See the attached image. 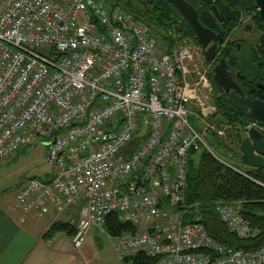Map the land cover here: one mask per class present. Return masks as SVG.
<instances>
[{"label": "built area", "instance_id": "obj_1", "mask_svg": "<svg viewBox=\"0 0 264 264\" xmlns=\"http://www.w3.org/2000/svg\"><path fill=\"white\" fill-rule=\"evenodd\" d=\"M196 56L183 37L162 50L122 7L0 0V165L43 144L56 169L50 181L30 178L18 189L22 213L43 219L81 204L75 251L118 213L139 227L116 239L122 261L143 252L159 256L156 264H264V247L228 250L172 212L186 188L189 151L212 152L208 132L225 136L210 121L217 108ZM218 213L238 239L257 237L240 203H219Z\"/></svg>", "mask_w": 264, "mask_h": 264}, {"label": "trees", "instance_id": "obj_2", "mask_svg": "<svg viewBox=\"0 0 264 264\" xmlns=\"http://www.w3.org/2000/svg\"><path fill=\"white\" fill-rule=\"evenodd\" d=\"M96 1L103 2L109 7H122L136 19L144 22L158 40L168 41L169 49L177 45L176 35L173 34L192 38L189 29L180 23L177 12L162 0ZM246 2H250L252 12H257L256 22L262 34L254 46L257 48V56L264 62V27L254 0H246ZM259 68L263 76V64H259ZM251 80L264 82L263 79L251 78ZM215 106L217 112L210 121L217 126L226 125L227 129L224 138L219 137L217 132H208L205 141L210 148L213 146L219 153L214 152L212 148L211 152L203 147L198 150L192 148L189 151L186 188L181 202L172 207V212L182 216L186 224L202 225L213 239L228 250L253 251L264 247V170L236 169L219 157L230 156L234 160L241 161V144L246 139L247 126L251 121L235 110L225 99L215 98ZM191 121L196 124L197 129L200 128L197 119L193 118ZM142 140L135 138L128 147L130 151H133ZM222 202L240 203L242 215L258 232L257 237L251 240H240L233 235L218 213V204ZM103 230L110 237L117 239L126 234L138 233L139 227L122 223L118 213H112L107 218ZM75 231L76 227L72 224L60 221L53 224L45 238L57 233H64L73 238ZM159 258V256L148 257L145 253L139 252L124 262L156 264Z\"/></svg>", "mask_w": 264, "mask_h": 264}, {"label": "flooded vegetation", "instance_id": "obj_3", "mask_svg": "<svg viewBox=\"0 0 264 264\" xmlns=\"http://www.w3.org/2000/svg\"><path fill=\"white\" fill-rule=\"evenodd\" d=\"M185 1L193 8L199 23L206 31L214 33L208 34L207 32L205 35L204 43L206 48L204 50L205 57L203 58L201 57L202 50L194 27L182 21L178 15L180 23L185 25L192 33L191 42L196 44V48L199 50L195 58V65L199 66L202 71L205 69L207 78L209 77L208 79L211 82L214 103L215 98L227 100V97H224L212 85V78L215 72L220 73L223 77L231 75L246 94V98L252 101H264V90L259 87V84L264 85V82L251 80V78L264 80V75H261L259 68V64L264 66V62L257 56V48L254 46L256 43L252 45L242 39H237L235 36L237 29L241 28V23H244L242 17H248L249 21L250 19L254 20L257 28H259L256 22L257 12L251 11L250 2H246V0ZM215 45L217 47L213 48ZM205 58H210L212 62L207 63ZM223 84L227 85L226 78ZM253 123L251 121L248 126ZM256 126L264 139V125L256 123ZM248 133L249 131H246V139L249 137Z\"/></svg>", "mask_w": 264, "mask_h": 264}, {"label": "crops", "instance_id": "obj_4", "mask_svg": "<svg viewBox=\"0 0 264 264\" xmlns=\"http://www.w3.org/2000/svg\"><path fill=\"white\" fill-rule=\"evenodd\" d=\"M81 210V204L69 207L60 215L52 209L49 215L39 219L33 214L25 216L16 199L15 202H8L1 196L0 264H70V259L81 260L80 264H85L87 252L72 250L71 237L57 233L45 238L56 222L62 221L77 227ZM91 230L99 228L93 227Z\"/></svg>", "mask_w": 264, "mask_h": 264}, {"label": "rangeland", "instance_id": "obj_5", "mask_svg": "<svg viewBox=\"0 0 264 264\" xmlns=\"http://www.w3.org/2000/svg\"><path fill=\"white\" fill-rule=\"evenodd\" d=\"M106 2V0H102ZM109 1V0H108ZM115 1V0H111ZM105 4V3H104ZM243 22L237 29L235 36L237 39L255 44L261 37L260 29L257 28L254 20L249 21L248 17H242ZM249 21V23H247ZM176 35V41L183 37L186 41L191 42L189 36ZM158 40V39H157ZM162 50L169 51V42L162 39L158 40ZM198 55L199 50L196 44L192 43ZM195 51V50H194ZM217 126V125H216ZM218 130H226L227 126H217ZM225 127V128H224ZM211 144V143H210ZM211 148L214 149L213 146ZM218 152V151H216ZM46 147L43 144H36L35 146L21 150L11 158L0 165V197L8 202H15L17 190L20 186L30 178H36L43 181H48L56 174V169L51 167L45 157ZM219 153V152H218ZM225 163L240 170H247L242 161L234 160L230 156H219ZM116 239L111 238L103 229L90 230L84 247L82 249L87 252L85 256V264H131L125 263L120 259V256L115 251ZM72 246V250H73ZM70 264H80L81 260L70 259ZM84 264V263H83Z\"/></svg>", "mask_w": 264, "mask_h": 264}, {"label": "water", "instance_id": "obj_6", "mask_svg": "<svg viewBox=\"0 0 264 264\" xmlns=\"http://www.w3.org/2000/svg\"><path fill=\"white\" fill-rule=\"evenodd\" d=\"M169 7L177 12L180 19L192 25L198 37V43L202 50L201 57H205L204 43L205 35L208 31L199 23L196 13L193 8L185 0H162ZM255 7L259 12V16L264 27V0H254ZM212 33V32H211ZM210 31L208 34H211ZM214 34V33H212ZM215 45L213 48H216ZM206 59V58H205ZM207 63H211L210 58L206 59ZM227 85L223 84L225 81ZM212 85L224 97H227V102L246 119L264 125V101L250 100L246 98V94L240 86L235 82L231 75L223 77L220 73L215 72L212 78ZM259 87L264 90V85L259 84ZM248 139L241 144L242 163L251 169L264 170V139L262 133L256 129H251L248 134ZM47 153H45L46 157Z\"/></svg>", "mask_w": 264, "mask_h": 264}, {"label": "bare ground", "instance_id": "obj_7", "mask_svg": "<svg viewBox=\"0 0 264 264\" xmlns=\"http://www.w3.org/2000/svg\"><path fill=\"white\" fill-rule=\"evenodd\" d=\"M235 168V167H234ZM17 192V191H16Z\"/></svg>", "mask_w": 264, "mask_h": 264}]
</instances>
